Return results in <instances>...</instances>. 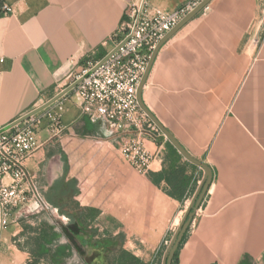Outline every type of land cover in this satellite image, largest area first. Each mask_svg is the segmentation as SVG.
<instances>
[{"label": "crops", "instance_id": "obj_1", "mask_svg": "<svg viewBox=\"0 0 264 264\" xmlns=\"http://www.w3.org/2000/svg\"><path fill=\"white\" fill-rule=\"evenodd\" d=\"M143 0H0V127L42 107L119 41L127 10ZM173 11L189 0H145ZM264 0H212L160 49L142 100L212 183L177 249V264H264ZM71 141L89 139L100 176L59 198L67 151L48 140L27 161L52 215L36 204L13 212L0 264H163L204 170L163 134L147 175L116 147L107 124L63 97ZM72 144L69 148H72ZM74 149V148H73ZM69 165L70 160L67 156ZM50 199V201H49ZM65 257L56 258L58 252Z\"/></svg>", "mask_w": 264, "mask_h": 264}, {"label": "built area", "instance_id": "obj_2", "mask_svg": "<svg viewBox=\"0 0 264 264\" xmlns=\"http://www.w3.org/2000/svg\"><path fill=\"white\" fill-rule=\"evenodd\" d=\"M204 1L189 0L173 11L152 9L145 0L134 4L115 35L120 39L112 51L72 79L71 84L79 81L73 91L81 98L82 115L107 124L119 152L142 175L160 155L151 154L145 141H156L163 133L142 110L138 88L158 44ZM63 112L62 98L23 123L0 127V238L14 211L31 203L51 211L26 163L40 148L44 123L49 141L69 131Z\"/></svg>", "mask_w": 264, "mask_h": 264}, {"label": "water", "instance_id": "obj_3", "mask_svg": "<svg viewBox=\"0 0 264 264\" xmlns=\"http://www.w3.org/2000/svg\"><path fill=\"white\" fill-rule=\"evenodd\" d=\"M212 0H205L198 8H196L191 14H189L174 30H172L156 47V49L153 51V54L151 56V59L149 61L147 70L143 76V79L141 81V84L138 88V100L139 104L142 108V110L146 113V115L150 118V120L161 130V132L166 136V138L171 142V144L178 150V152L190 163L200 167L201 169L204 170V177L203 180L198 187L188 209L186 210L176 232L174 233L170 244L168 245V248L164 254L163 257V264H172L173 258L175 256V253L177 249L179 248L186 232L188 231L193 219L195 218V215L201 206L205 195L207 194L209 187L212 183V178H213V173L211 168L201 162L200 160H197L193 158L174 138L173 136L158 122V120L155 118V116L146 108V106L143 103L142 100V92L143 88L147 82L148 76L151 72V69L153 67V64L156 60V57L162 48V46L169 40L171 39L181 28H183L187 23H189L193 18H195L201 11H203L211 2ZM116 51V50H115ZM114 51V52H115ZM113 53V52H112ZM111 53V54H112ZM110 54V55H111ZM79 81H76L75 83L71 84L68 86L65 90H63L60 94H58L56 97H54L52 100H50L48 103L43 105L42 107L36 109L35 111L27 114L26 116L20 118L13 124L9 125L7 129L13 127L14 125L20 124L25 122L26 120L30 119L32 116L42 112L43 110L47 109L51 105H53L55 102L58 100L62 99L65 95L73 91Z\"/></svg>", "mask_w": 264, "mask_h": 264}, {"label": "rangeland", "instance_id": "obj_4", "mask_svg": "<svg viewBox=\"0 0 264 264\" xmlns=\"http://www.w3.org/2000/svg\"><path fill=\"white\" fill-rule=\"evenodd\" d=\"M264 17V14L262 15ZM75 77V75H74ZM72 77V79L74 78ZM47 123H44L43 127H41V131L43 129H46ZM40 131V132H41ZM74 134L72 131H65L60 137L51 140L50 142L55 143L56 145H60V143L65 146L66 151H67V156L69 157L70 160V165L69 168L71 167L72 170L75 172H79L81 174L82 181L85 180V178H91V176H94L96 174L97 176H100L101 173V157L100 159H97L96 156V149L93 147H90L91 145L89 144V139L86 138H78L76 141H71L69 140L70 138H73ZM49 137V136H48ZM72 148H69V146L72 144ZM74 148V149H73ZM100 160V161H99ZM73 180V178H69V181ZM39 183V186L43 187V181H40L39 179L37 180ZM79 185V181H78ZM77 185V187H78ZM42 190V189H41ZM53 211V209H51ZM49 214L52 215V212Z\"/></svg>", "mask_w": 264, "mask_h": 264}, {"label": "trees", "instance_id": "obj_5", "mask_svg": "<svg viewBox=\"0 0 264 264\" xmlns=\"http://www.w3.org/2000/svg\"><path fill=\"white\" fill-rule=\"evenodd\" d=\"M64 162H65V178L60 182V187L61 190H59V198H69L70 196H75L79 190L77 189L78 181L76 179H73L71 181L66 182V176L68 175L69 172V161L67 156L62 153ZM48 201V198H47ZM50 201V199H49ZM56 258H63L65 257L64 253L61 251L58 252V254L55 255ZM172 264H177V253H175V256L173 258Z\"/></svg>", "mask_w": 264, "mask_h": 264}]
</instances>
